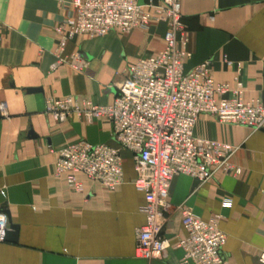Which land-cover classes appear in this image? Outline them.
Listing matches in <instances>:
<instances>
[{
    "label": "crops",
    "instance_id": "1",
    "mask_svg": "<svg viewBox=\"0 0 264 264\" xmlns=\"http://www.w3.org/2000/svg\"><path fill=\"white\" fill-rule=\"evenodd\" d=\"M70 1L0 0V102L7 106V116L0 118V212L18 227L15 242L0 243V264H182L178 248L168 249L162 259L134 256L135 230L145 217L143 195L132 183L130 152L120 149L124 182L114 190L79 177L84 183L79 193L55 175V151L69 143L119 145L105 119L87 123L72 115L58 124L45 114V100L71 96L111 104L121 72L162 50L166 31L157 24L127 35L75 37L58 54L54 29L71 16ZM180 14L191 53L184 72L210 61L217 82L233 87L237 77L244 98H259L264 105V0H182ZM75 53L85 62L82 72L67 63ZM58 58L64 62L52 69ZM193 134L236 147L231 163L240 174L217 171L205 182L174 177L162 236L174 246L185 235L180 206L203 220L221 215L227 263L261 264L264 130L253 132L200 115Z\"/></svg>",
    "mask_w": 264,
    "mask_h": 264
},
{
    "label": "built area",
    "instance_id": "2",
    "mask_svg": "<svg viewBox=\"0 0 264 264\" xmlns=\"http://www.w3.org/2000/svg\"><path fill=\"white\" fill-rule=\"evenodd\" d=\"M182 0H71V16L54 29L58 54L75 37L88 40L109 33L127 35L147 30L153 24H165L163 48L147 58H139L122 72L116 84L114 100L95 105L79 97L48 98L45 114L55 123H64L75 115L91 123L105 119L113 130L119 149L85 140L69 143L55 151L54 172L66 185L83 192V177L108 190L124 182L120 149L131 153L135 177L133 186L144 198L141 209L145 222L135 230L134 256L162 259L170 248L183 252L182 264H228L222 255L226 234L219 228L221 215L203 220L188 206L178 207L185 235L174 246L162 236L166 223L171 180L179 175L208 181L220 171L233 177L240 169L231 163L236 147L195 137L193 130L200 115L213 117L220 124L242 126L253 132L264 130V105L259 98L245 99L237 77L234 86L217 82L211 74V62L205 61L184 72L190 59L188 38L181 22ZM64 60L52 64L55 69ZM227 65L232 63L224 57ZM82 72L85 62L78 53L67 62ZM237 73L240 71L237 65ZM7 106L0 102V118ZM7 217L0 212V243L6 241ZM264 264V254L259 258Z\"/></svg>",
    "mask_w": 264,
    "mask_h": 264
},
{
    "label": "water",
    "instance_id": "3",
    "mask_svg": "<svg viewBox=\"0 0 264 264\" xmlns=\"http://www.w3.org/2000/svg\"><path fill=\"white\" fill-rule=\"evenodd\" d=\"M138 3L143 4V0H138ZM26 92L32 94V93H38L39 90L38 89H27ZM28 136H29V138H35V136L31 132L28 133ZM6 217H7L8 228H9V230L7 231V234H6V241L9 240V241L15 242L18 227H17V225H13L11 223L8 214H6Z\"/></svg>",
    "mask_w": 264,
    "mask_h": 264
},
{
    "label": "rangeland",
    "instance_id": "4",
    "mask_svg": "<svg viewBox=\"0 0 264 264\" xmlns=\"http://www.w3.org/2000/svg\"><path fill=\"white\" fill-rule=\"evenodd\" d=\"M160 24H162V23H160ZM153 25H157V24H153ZM165 25V24H164ZM152 26V25H151Z\"/></svg>",
    "mask_w": 264,
    "mask_h": 264
}]
</instances>
